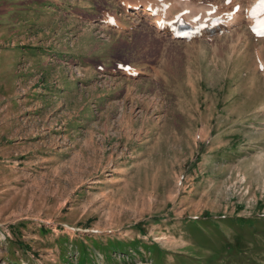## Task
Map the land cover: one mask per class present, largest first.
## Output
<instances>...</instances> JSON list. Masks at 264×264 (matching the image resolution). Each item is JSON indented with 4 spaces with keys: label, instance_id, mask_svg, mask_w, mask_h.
Returning a JSON list of instances; mask_svg holds the SVG:
<instances>
[{
    "label": "rangeland",
    "instance_id": "rangeland-1",
    "mask_svg": "<svg viewBox=\"0 0 264 264\" xmlns=\"http://www.w3.org/2000/svg\"><path fill=\"white\" fill-rule=\"evenodd\" d=\"M124 1L0 0V264H264V36Z\"/></svg>",
    "mask_w": 264,
    "mask_h": 264
},
{
    "label": "bare ground",
    "instance_id": "bare-ground-1",
    "mask_svg": "<svg viewBox=\"0 0 264 264\" xmlns=\"http://www.w3.org/2000/svg\"><path fill=\"white\" fill-rule=\"evenodd\" d=\"M156 2H157V0H156ZM156 2L155 3H152V2L147 3L146 2L145 4L140 5L138 2H136L134 0H127V1L122 2V4L125 5L124 10L128 14L135 17L137 22H138V20H149L151 18V27H152V30L156 34L168 33V34L173 35V36H175L177 34V23L180 20L185 22L186 24H188L193 29V32L191 29L192 34L201 35L203 33H214V32L216 33V32H219V30H221V29L222 30L227 29V28L232 27L233 25L239 24L241 22H245L246 25H248L250 27L258 18H261L264 16V13L260 14L257 18H255L253 15L256 6L259 5L261 0H242V2L240 3L241 4L240 10L238 9L239 10L238 13H242V15H237V14H234L232 12H227L226 14H222V16L221 15L217 16V14L216 15L214 13L209 14L207 11H205L206 13H208L207 15H205V17L204 16H203V18H201V17H199V18L194 17L193 18L192 17L193 19L191 18V20L186 19L184 16H181L180 12H182V11H178L177 10L178 8H176V5L175 6L174 5L173 6L172 5L160 6V5H158L159 3L157 2L158 3L157 4ZM179 2L181 3V1H179ZM209 5L211 6V4H209ZM184 7L180 8V9H184ZM202 7H204V6H202ZM189 9H190V7H189ZM231 9H232V7H231ZM187 10H188V8H187ZM177 11L179 13H177ZM193 11H194V9H193ZM96 15H97L96 11H93V12L88 14V17L95 18ZM187 15H186V17H187ZM197 16H198V14H197ZM104 19H106V18H104ZM115 21H116L115 17H109L107 20H105V23L106 22L113 23ZM137 22H135V23H137ZM243 27H244V24H243ZM124 69H125L124 74L127 76H130L133 73L137 72L136 68L133 66L132 67L126 66Z\"/></svg>",
    "mask_w": 264,
    "mask_h": 264
},
{
    "label": "snow or ice",
    "instance_id": "snow-or-ice-1",
    "mask_svg": "<svg viewBox=\"0 0 264 264\" xmlns=\"http://www.w3.org/2000/svg\"><path fill=\"white\" fill-rule=\"evenodd\" d=\"M225 2H229V0H225ZM262 7H264V5H262ZM259 34H260V35H264V30L260 31Z\"/></svg>",
    "mask_w": 264,
    "mask_h": 264
}]
</instances>
